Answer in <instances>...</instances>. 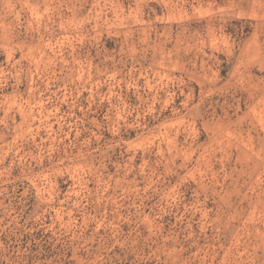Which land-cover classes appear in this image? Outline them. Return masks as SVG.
I'll use <instances>...</instances> for the list:
<instances>
[{"label":"rangeland","instance_id":"rangeland-1","mask_svg":"<svg viewBox=\"0 0 264 264\" xmlns=\"http://www.w3.org/2000/svg\"><path fill=\"white\" fill-rule=\"evenodd\" d=\"M0 264H264V0H0Z\"/></svg>","mask_w":264,"mask_h":264}]
</instances>
